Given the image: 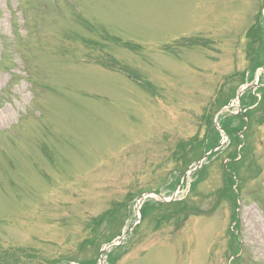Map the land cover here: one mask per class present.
Here are the masks:
<instances>
[{"label":"rangeland","instance_id":"374dc122","mask_svg":"<svg viewBox=\"0 0 264 264\" xmlns=\"http://www.w3.org/2000/svg\"><path fill=\"white\" fill-rule=\"evenodd\" d=\"M263 5L0 0V38L14 51L11 69H0V264H77L94 257L93 246L81 248L93 235L92 218L124 201L112 227L125 234L123 243L114 241L124 248L117 264H230L233 212L239 264H264V122L253 124L252 153L237 168L239 206L220 191L229 152L205 163V180L190 194L197 162L183 171L177 151L179 143L204 135L205 109L224 81L248 74L253 53L246 34L259 11L264 18ZM1 49L2 40L0 60ZM260 54L263 66L251 84L264 83V50ZM103 56L140 74L151 90L124 70L103 66ZM13 72L31 80H12ZM239 85L240 76L233 77L225 90ZM238 111L234 99L214 120ZM169 179H180L173 191ZM183 200L201 211L180 228L164 222L156 229L155 212L142 219L137 208ZM97 230L110 231L106 225Z\"/></svg>","mask_w":264,"mask_h":264},{"label":"trees","instance_id":"16d2710c","mask_svg":"<svg viewBox=\"0 0 264 264\" xmlns=\"http://www.w3.org/2000/svg\"><path fill=\"white\" fill-rule=\"evenodd\" d=\"M264 7V5L262 6ZM264 18L261 11L256 15L255 23L250 27L247 32V38L250 39V48L251 53H253V58L251 59V67L249 68L248 74L246 72H237L234 75L224 81V83L219 87L218 92L214 100L210 103L209 107L205 109V114L203 116L205 133L203 136L196 134L193 137L192 141H189L184 144L179 143L177 146V151H179L180 158L184 159L183 171H186L187 168L193 163L198 162L200 158L218 147L220 141L223 138V133L228 137V144L226 147H220L216 151H213L209 154L208 158L201 165L200 168H197L194 172V181L190 187V194L197 193L199 189V184L205 180L207 166L209 161L213 158L216 159L218 156L224 152H229L228 162L222 163L223 168V188L220 190L222 195L226 200H229L233 207L239 206L240 200V183L237 184V174L239 165L242 166L249 154L252 152V145L249 143L251 139V131L253 124L255 122L263 123L264 114L258 117V113L264 111V83L260 82L259 86L255 89L246 90L241 96V110L237 113H222L218 115L217 122L218 126L214 122V115L216 112L221 110L223 107L231 103L237 95L239 87L247 82H253L255 79V72L258 68L263 66V61L261 58V51L264 50ZM12 30L16 33V40L19 42L22 41L23 37L18 34L17 24L14 22ZM103 39L112 40L115 43H121L131 49H139L141 47L137 45H130V42H124L116 36L105 34ZM2 40V49H1V60H0V69L10 70L12 66V60L14 59V51L12 53L9 51L11 44L1 37ZM199 42H203L201 39H198ZM205 42V41H204ZM203 42V43H204ZM91 43V42H90ZM95 44L100 45L101 48L104 47L102 43L94 42ZM202 43V44H203ZM256 45V46H253ZM255 55V56H254ZM103 66L124 70L128 77L133 79L141 87L151 90V84L149 81H145L140 74H132L124 65L119 63L117 60L110 58L109 56H103ZM27 71V70H26ZM240 76V85L237 87L230 88L227 92L225 88L229 85V80L233 77ZM25 77L27 80H31L29 76H21L15 72L11 73V79L17 80L18 78ZM2 96L0 97L1 100ZM258 117V120H257ZM261 118V119H259ZM202 119V120H203ZM200 150L198 151V149ZM45 152L46 149L44 148ZM176 153V152H175ZM191 155V157H189ZM239 181V180H238ZM166 186L171 187L172 191L177 187V184L180 182V179H169ZM126 199L128 202H131L134 199V196L128 195ZM118 202L112 208L102 213L101 215L92 218L91 230L93 235L87 238L82 244L81 248H84L86 245H91L96 250V255L89 259L80 261L81 264H96L99 250L102 247V244L111 242L116 236L121 233V229H112V227L119 222L120 212L122 207L126 208L127 204ZM123 205V206H122ZM197 205L192 206L189 201H173L167 203L160 202H149L146 201L141 208L142 219L148 218L155 212V215L151 219L155 221V227L158 229L161 226V223L164 222H173L177 228L182 226V223L186 221L188 216L193 213H199L201 210ZM150 214V215H149ZM183 218H179V217ZM231 219L233 222H236V225L232 231L229 232L231 237V254L233 260L230 264H239V259H241L240 254V243L237 234H235L237 226L236 214L233 212ZM103 225L107 226V229L110 231L105 234L98 232L97 228ZM235 248V249H233ZM121 257V251L119 247L112 249L108 253V263L117 264V261Z\"/></svg>","mask_w":264,"mask_h":264},{"label":"water","instance_id":"95a60500","mask_svg":"<svg viewBox=\"0 0 264 264\" xmlns=\"http://www.w3.org/2000/svg\"><path fill=\"white\" fill-rule=\"evenodd\" d=\"M251 87H252V86L249 85V86H247L246 88H244L241 92H239V94H238V96H237V100L239 101V100H240V96H241V94H242L246 89L251 88ZM206 157H208V154L204 156V158H206ZM201 161H202V160H201ZM201 161H199V162L197 163L198 166L200 165V162H201Z\"/></svg>","mask_w":264,"mask_h":264}]
</instances>
